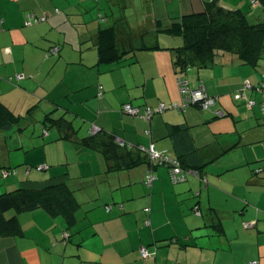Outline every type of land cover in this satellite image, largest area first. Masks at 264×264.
<instances>
[{"label": "crops", "instance_id": "0c3cea01", "mask_svg": "<svg viewBox=\"0 0 264 264\" xmlns=\"http://www.w3.org/2000/svg\"><path fill=\"white\" fill-rule=\"evenodd\" d=\"M139 1L60 0L61 10L54 0H0V103L19 118L0 132V195L64 184L79 204L74 225L43 209L20 214L22 234L0 236V264H211L212 258L213 264H264V94L256 90L264 59L256 66L229 59L180 75L169 48L182 39L157 27L167 29L213 0H177L172 7L169 0L163 7L142 0L159 12L154 17L138 9ZM219 3L242 10L252 23L260 19L251 0ZM27 15L44 20L27 24ZM115 23L133 34L136 56L102 64L98 34ZM54 47L59 54L48 56ZM179 76L203 85L215 107L189 105L146 121L147 107L182 103ZM125 104L139 107L141 116L123 113ZM61 118L69 129L51 128L50 119ZM32 121L41 124L43 139L35 129L26 135ZM93 127L100 136L85 144ZM119 141L132 148H117L118 160L107 157L105 147ZM140 147L168 151L200 168L205 180L189 175L173 184L168 168L159 166L147 186V164L116 168L145 160Z\"/></svg>", "mask_w": 264, "mask_h": 264}, {"label": "trees", "instance_id": "16d2710c", "mask_svg": "<svg viewBox=\"0 0 264 264\" xmlns=\"http://www.w3.org/2000/svg\"><path fill=\"white\" fill-rule=\"evenodd\" d=\"M252 2H257L261 9L260 19L256 23L250 22L248 15L242 10L226 9L221 6L219 0H213L206 4L202 12L186 14L179 22L171 23L167 29L161 30L157 27V32L166 31L182 39V44L179 47L169 48L174 54V68L177 73L182 75L192 68H210L229 59L256 66L260 59H264V0H251V5L253 6ZM37 18L42 17L36 16ZM122 29L120 25L115 23V26L99 31L96 49L100 63L108 64L114 62L123 64L134 60L137 49L133 47V34L125 35ZM127 45L130 47L129 50H127ZM178 79L188 82L183 76H179ZM261 81L262 75L260 84ZM189 86L192 87L190 84ZM200 86L204 88L203 85L192 88ZM193 106L203 110L199 104ZM18 124L19 118L0 103V132H7ZM69 124L64 118L58 120L50 119L51 128L55 126L66 131L70 127ZM45 132L47 133L48 131L46 130ZM99 136L100 133L91 135L85 139L84 143H93ZM64 138H70V136L67 134ZM116 144L111 142L105 147L104 151L107 157L117 159V148L131 149L122 147L120 143ZM137 151L140 152L138 149ZM145 155V160L140 157L141 159L139 158L137 161H131L129 164L123 163V165L117 162L116 168L130 170L145 163L148 165V172H154L156 167L165 166L170 173L168 166L152 160L148 154ZM177 161L180 162L183 168L197 172L198 177L201 180H205L200 168L187 166L181 159H177ZM110 168L112 169L113 167L109 166ZM5 171L11 172L10 169H5ZM146 177L144 183L148 186ZM78 207L79 204L74 199L73 193L64 184L40 190L19 187L0 195V236L22 234L19 215L35 209H43L53 218L63 216L69 225H74L76 222L75 212ZM196 210L198 209L196 208ZM11 211H14V214L8 216Z\"/></svg>", "mask_w": 264, "mask_h": 264}, {"label": "built area", "instance_id": "2783aa9c", "mask_svg": "<svg viewBox=\"0 0 264 264\" xmlns=\"http://www.w3.org/2000/svg\"><path fill=\"white\" fill-rule=\"evenodd\" d=\"M252 3H253V6L258 5L257 2H252ZM43 20H44V18H37L36 19V17L34 15H27V24H32L35 22L43 21ZM58 53H59V48L54 47L48 52L47 55L48 56L49 55H57ZM20 78H23V76H20ZM178 86H179L180 93L182 96V103L181 104H173V105H169V106L162 104L156 108H146L144 114H142V117L145 120L150 121L155 115L161 114V113L165 112L166 110L184 111L187 106L196 105V104L197 105L199 104L203 110H207V109L215 107L217 99L214 97L208 96L206 94V91L204 90V88L202 86H200L198 88H192L189 86L187 81H185V80L183 81L180 79H178ZM245 88L253 89V87L249 83H247ZM256 90L263 92V94H264V71L262 73L261 84H260V86H258L256 88ZM253 105H255V101H251L249 103L250 108H252ZM261 109L264 113V99L261 102ZM122 111H123V113L131 115V116H136V117L141 116L140 108L134 107L130 104L124 105ZM216 113H217V116H223L222 111H217ZM98 133H99V129H97L96 127H93L91 130V135H96ZM119 143L122 147L132 148L131 145H128L125 142L119 141ZM137 149L140 152L148 154L152 160L157 161L160 164H164V165L168 166L170 168V176H171V181L173 184H179V183L185 182L188 179L189 175L198 177L197 172L185 170L179 161H177L176 159H173L172 157H170L168 155V151L158 152L153 147H151L150 149H145L144 147H140ZM46 169H47V166H44V165L37 168L38 171H43ZM3 174H4V176H9L10 172L5 171ZM146 180H147L148 186H152V184L155 180V176H154L153 172H148ZM195 213L197 215H200V212L198 210H196ZM140 253H141L143 258H147L149 256L148 252L145 249H141ZM252 264H256V263H252Z\"/></svg>", "mask_w": 264, "mask_h": 264}, {"label": "rangeland", "instance_id": "374dc122", "mask_svg": "<svg viewBox=\"0 0 264 264\" xmlns=\"http://www.w3.org/2000/svg\"><path fill=\"white\" fill-rule=\"evenodd\" d=\"M54 2L57 4V5H54V8L56 7V8H59V9H61L62 10V8H63V6L62 5H60V3H62V2H60V0H54ZM94 3H95V1H93ZM155 2H156V5L159 7H163L164 6V2H163V0H159V1H157V0H155ZM169 2H171V7L173 6V2L174 3H177L178 1L177 0H169ZM103 3H104V1H103ZM120 4H122V3H117V10L119 11V14H122V12L124 11L123 9H122V7H121V5ZM64 5V4H63ZM149 5H152V3L151 2H149ZM158 7H157V9H158ZM96 8H94V12L95 11H97V10H95ZM138 9H140V10H142L143 12L145 11L146 12V14H149V16H151L150 14H153L151 17H154V12H156V10L154 11V12H152L151 11V9H149V10H147V8H146V3L144 2V1H142V0H140L139 2H138ZM172 10V9H171ZM202 12V11H201ZM135 13V12H134ZM156 14L158 15L159 14V12L157 11L156 12ZM156 19H157V17H156ZM158 20V19H157ZM157 23L159 24V22L157 21ZM152 24H153V20L152 19H149L148 20V25L147 26H149L150 28H152ZM134 117H136V116H134ZM147 121V120H146ZM25 125L26 124H22L21 125V128H23V130H24V128H25ZM36 130V139H37V137H38V139L39 140H41V139H43L42 138V130H39L38 131V135H37V130L38 129H41V124L39 123V121L38 122H36V121H32L31 122V125H29V127L25 130V132H27L28 134H26L27 136H31V134H32V132H33V130ZM22 130V131H23ZM21 131V132H22ZM53 136H54V134H53ZM77 167V166H76ZM70 168L72 169V170H74L75 169V166H70ZM0 179H2V178H0ZM2 181H4V180H2ZM107 210V209H106ZM12 214H14V211H11L9 214H8V216H10V215H12ZM264 247V246H263ZM264 249V248H263ZM211 264H213V258H212V260H211Z\"/></svg>", "mask_w": 264, "mask_h": 264}]
</instances>
